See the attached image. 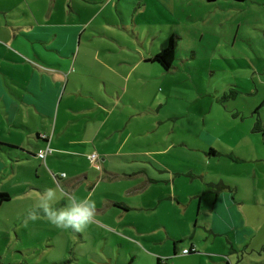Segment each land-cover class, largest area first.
I'll use <instances>...</instances> for the list:
<instances>
[{
    "label": "crops",
    "instance_id": "1",
    "mask_svg": "<svg viewBox=\"0 0 264 264\" xmlns=\"http://www.w3.org/2000/svg\"><path fill=\"white\" fill-rule=\"evenodd\" d=\"M155 1L167 14L180 2ZM107 9V22L92 27L96 12ZM113 9L112 0H0V193L9 197L0 214L11 219L2 221L7 243L22 244L29 231L44 230L49 221L39 203L51 188L57 189L55 207L88 199L96 209L90 224L133 246L129 257L113 264H264V175L236 166L264 164V157L252 142L247 156L246 143L232 141L256 133L252 113L262 105L253 100L246 115L231 99L229 116L221 105L224 92L204 112L215 108L214 122L223 128L218 139L227 142L210 144L211 155L175 142L170 122L180 113L162 114V108L166 98H178L168 77L177 68L173 62L166 71L152 61L165 46L119 26ZM173 37L169 32L162 40ZM250 63L258 73L260 66ZM256 117L264 125V108ZM203 135L194 138L204 145ZM46 145L52 154L43 164L36 153ZM214 157L240 176H205ZM209 186L215 189L205 191ZM98 197L101 202L94 201Z\"/></svg>",
    "mask_w": 264,
    "mask_h": 264
},
{
    "label": "rangeland",
    "instance_id": "2",
    "mask_svg": "<svg viewBox=\"0 0 264 264\" xmlns=\"http://www.w3.org/2000/svg\"><path fill=\"white\" fill-rule=\"evenodd\" d=\"M112 1L118 9H113V14L119 26L125 25L128 30L142 31V34L154 38L155 45L166 46L167 40L165 43L162 39L167 37L169 32L176 38L174 66L177 70L168 77L173 76L170 87L177 90L178 98H166L162 108V114L170 111L180 113V119L170 122L174 124L175 142L180 139V142L185 141L191 147L200 146L205 153L211 155L209 151L213 149L209 145L219 147L222 139L219 140L218 136L223 133V128L214 122L215 108L211 112L204 111H208L217 97L221 99V95L231 89L238 93L233 98L223 100L222 109L230 116L234 102L231 99L236 98L240 110L249 115L251 103L256 100V104L260 102L257 105L262 106L253 109L255 123L257 113L264 108V0H178L180 2L176 3L175 12L168 11V14L155 0ZM92 9L94 11L97 8L93 6ZM108 12L109 9L101 14L96 12L97 19L92 27L106 23ZM86 17L88 16L83 15L80 19ZM167 21L170 23H165ZM250 60L260 66L258 73L254 71ZM251 89L258 91L251 96L248 93ZM262 118L264 120V117ZM181 121L185 128H189L187 134L183 132L185 129ZM249 121L250 119L247 120ZM259 123L262 132L249 137L233 135L232 141L235 143H246L241 147H247L243 152L247 156H251L252 142L256 148L255 154L264 157V125ZM165 130L167 127L159 128L160 132ZM202 132L205 133L202 137L205 140L204 145L194 138L199 137ZM152 139L154 136L149 134L148 141ZM221 142H227V138ZM194 156L201 159L199 154ZM176 157L178 156L175 154ZM211 160L204 166L205 176H211L215 180L219 175L229 177L239 174L223 167L224 158L214 157ZM189 161L197 162L193 157H190ZM236 166L238 171L253 169L257 176L264 175V164L260 162H238ZM202 168L203 166H200V169ZM245 175L243 173V177ZM51 177L56 183L53 175ZM243 185L245 189H249ZM207 189L213 190L215 187L209 186L205 191ZM94 201L101 202L102 197ZM163 213L162 208L158 209L159 215ZM171 213L178 215L176 207ZM140 215L141 218L143 214ZM203 217L204 215H199V219ZM4 219L11 221L7 214H0V257L4 264H113L118 258L129 257L130 252L134 250L130 244L122 245L112 234L103 232L94 225L89 224V228L75 232L54 225L55 229H52L50 222L40 226L44 230L29 231L23 236L22 244L15 245L12 240L8 244L5 236L7 227L2 224ZM194 219L195 216L190 219L191 227ZM92 222L95 223L94 220ZM172 229L176 234L184 231L183 228L176 230L174 225ZM11 234L13 235V231ZM139 264L149 263L144 259Z\"/></svg>",
    "mask_w": 264,
    "mask_h": 264
},
{
    "label": "clouds",
    "instance_id": "3",
    "mask_svg": "<svg viewBox=\"0 0 264 264\" xmlns=\"http://www.w3.org/2000/svg\"><path fill=\"white\" fill-rule=\"evenodd\" d=\"M63 174V173H62ZM59 191L63 192V188ZM57 189H47L39 203L40 209L46 214L48 221L61 229L82 231L93 220L95 204L88 199L70 198L63 206L55 207Z\"/></svg>",
    "mask_w": 264,
    "mask_h": 264
},
{
    "label": "trees",
    "instance_id": "4",
    "mask_svg": "<svg viewBox=\"0 0 264 264\" xmlns=\"http://www.w3.org/2000/svg\"><path fill=\"white\" fill-rule=\"evenodd\" d=\"M208 1H213V0H208ZM176 38H169L168 42L166 44V46L156 55H154L152 57V61L157 62L163 69H165L166 71L172 68L173 62L175 61V50H176ZM238 92H234V90H229L227 93H225L224 98H230V97H235L234 95H236ZM257 121L254 124V132L259 133L262 132L261 129V125L258 121V119H256ZM209 152L213 153V150H210ZM9 199V197L4 194V193H0V206L1 203L4 201H7ZM160 261V260H159ZM0 264H4L1 260H0Z\"/></svg>",
    "mask_w": 264,
    "mask_h": 264
},
{
    "label": "built area",
    "instance_id": "5",
    "mask_svg": "<svg viewBox=\"0 0 264 264\" xmlns=\"http://www.w3.org/2000/svg\"><path fill=\"white\" fill-rule=\"evenodd\" d=\"M43 139H46L45 137H42ZM50 154H52V149L46 145L43 149L38 150L36 153V157L44 164L45 159L47 158V156H49ZM97 159V155L96 154H91L88 156V160L91 163H94ZM60 177H64V174H60ZM54 179L57 178V176L53 175ZM191 251L193 250H184L182 252L183 255L189 254ZM162 262L164 263V260H162Z\"/></svg>",
    "mask_w": 264,
    "mask_h": 264
}]
</instances>
